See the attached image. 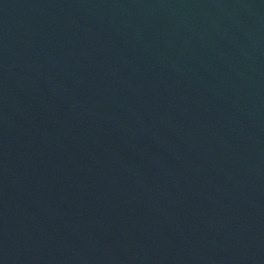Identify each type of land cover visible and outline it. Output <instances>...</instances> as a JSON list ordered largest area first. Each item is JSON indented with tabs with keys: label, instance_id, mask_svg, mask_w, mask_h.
<instances>
[{
	"label": "water",
	"instance_id": "1",
	"mask_svg": "<svg viewBox=\"0 0 264 264\" xmlns=\"http://www.w3.org/2000/svg\"><path fill=\"white\" fill-rule=\"evenodd\" d=\"M0 264H264V0H0Z\"/></svg>",
	"mask_w": 264,
	"mask_h": 264
}]
</instances>
